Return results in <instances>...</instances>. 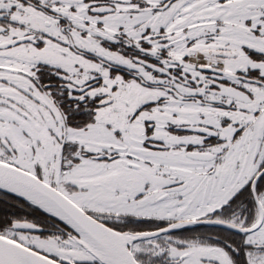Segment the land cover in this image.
Returning a JSON list of instances; mask_svg holds the SVG:
<instances>
[{
    "label": "snow or ice",
    "instance_id": "1",
    "mask_svg": "<svg viewBox=\"0 0 264 264\" xmlns=\"http://www.w3.org/2000/svg\"><path fill=\"white\" fill-rule=\"evenodd\" d=\"M0 264H264V0H0Z\"/></svg>",
    "mask_w": 264,
    "mask_h": 264
}]
</instances>
